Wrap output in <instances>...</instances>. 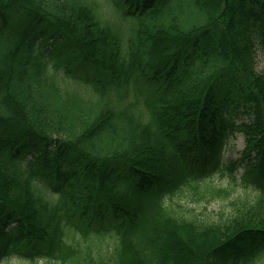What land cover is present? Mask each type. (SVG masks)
I'll return each instance as SVG.
<instances>
[{
    "label": "trees",
    "instance_id": "1",
    "mask_svg": "<svg viewBox=\"0 0 264 264\" xmlns=\"http://www.w3.org/2000/svg\"><path fill=\"white\" fill-rule=\"evenodd\" d=\"M259 51L264 0H0V262L259 264ZM239 163L228 215L186 212Z\"/></svg>",
    "mask_w": 264,
    "mask_h": 264
},
{
    "label": "rangeland",
    "instance_id": "2",
    "mask_svg": "<svg viewBox=\"0 0 264 264\" xmlns=\"http://www.w3.org/2000/svg\"><path fill=\"white\" fill-rule=\"evenodd\" d=\"M257 65L256 69L259 72L264 73V53L259 51L257 54ZM81 72V70H80ZM244 147V137L241 133H236L233 140L227 147L226 157L229 160H237L240 156V152ZM213 185L218 187H228L230 189L229 194H213L208 190H202V193H195L190 191L189 188L183 192L186 196L183 198L182 205L185 206L186 212L188 214H199L204 218H210L212 220H217L221 217L220 214L228 215L234 206L232 203L236 200L239 195H242L243 186L235 185L231 179V174L229 170H226L224 174L219 171H215L213 176ZM182 206V207H183ZM181 207V208H182ZM180 208V209H181ZM74 233H78L76 230H72ZM68 239V238H67ZM70 240V239H68ZM71 241V240H70ZM38 264H49V261L45 257L38 259ZM0 264H33L27 257L23 255H10L4 257ZM53 264H60L59 261H54ZM259 264H264V254L262 260Z\"/></svg>",
    "mask_w": 264,
    "mask_h": 264
}]
</instances>
